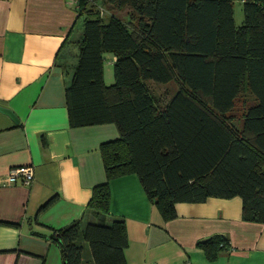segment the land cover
Listing matches in <instances>:
<instances>
[{"label":"trees","instance_id":"obj_1","mask_svg":"<svg viewBox=\"0 0 264 264\" xmlns=\"http://www.w3.org/2000/svg\"><path fill=\"white\" fill-rule=\"evenodd\" d=\"M79 0L76 62L64 86L71 126L113 122L99 148L105 180L89 219L51 228L61 264H127L123 215L109 211L108 180L138 175L163 220L175 202L242 199V217L264 222V0ZM109 7L105 16L95 5ZM126 9L123 16L116 10ZM112 60L104 80L105 53ZM149 81L174 83L156 93ZM55 198L50 196L39 210ZM208 258L228 247L214 233L196 242ZM87 245L89 255H82Z\"/></svg>","mask_w":264,"mask_h":264},{"label":"crops","instance_id":"obj_2","mask_svg":"<svg viewBox=\"0 0 264 264\" xmlns=\"http://www.w3.org/2000/svg\"><path fill=\"white\" fill-rule=\"evenodd\" d=\"M78 18L66 0H0V104L18 118L0 111V175L18 164L34 172L28 184L0 185V264H61L51 228L89 219L91 188L105 180L99 146L118 136L116 125L71 126L67 117ZM105 57L112 66L115 56ZM108 184L109 211L125 220L127 264H264V222L243 219L240 196L177 201L176 215L163 220L136 173ZM214 233L229 245L208 258L196 242Z\"/></svg>","mask_w":264,"mask_h":264},{"label":"rangeland","instance_id":"obj_3","mask_svg":"<svg viewBox=\"0 0 264 264\" xmlns=\"http://www.w3.org/2000/svg\"><path fill=\"white\" fill-rule=\"evenodd\" d=\"M95 6L99 8V10L101 11L100 13H102L103 15L106 16L109 13L110 8L109 7H106L104 4H102V5L99 4V5H95ZM233 7H234V18H235V22L236 23H239L241 21V19H242L241 0H234L233 1ZM125 11H126V9H121V10H116L115 12L117 14L123 16L125 14ZM83 18H84V15L81 14V15H79V18L77 20L76 27L79 30L82 27ZM107 65H109V64H108L107 60H105L104 66L106 67ZM109 68H110V71L112 73V66L109 65ZM105 74H106L105 75V78L106 79H104V80H105V82H107V80H110V79H107V72H105ZM149 84L152 87V89L156 93H159V94H161L162 92H164V90H166V89H168L169 91H173V89L175 87L174 83L161 84V83H156V82L149 81ZM85 253H87V255H89V249H88V246L87 245H85L83 247V250H82L83 257H85ZM82 264H84V263L82 262Z\"/></svg>","mask_w":264,"mask_h":264},{"label":"built area","instance_id":"obj_4","mask_svg":"<svg viewBox=\"0 0 264 264\" xmlns=\"http://www.w3.org/2000/svg\"><path fill=\"white\" fill-rule=\"evenodd\" d=\"M67 3L77 5L79 0H66ZM101 12V11H100ZM33 167L30 164H18L11 166L8 171L0 175V185H9L12 183L28 184L33 179Z\"/></svg>","mask_w":264,"mask_h":264},{"label":"water","instance_id":"obj_5","mask_svg":"<svg viewBox=\"0 0 264 264\" xmlns=\"http://www.w3.org/2000/svg\"><path fill=\"white\" fill-rule=\"evenodd\" d=\"M0 111L6 113L13 121H17L18 118L13 110L5 105L0 104Z\"/></svg>","mask_w":264,"mask_h":264}]
</instances>
